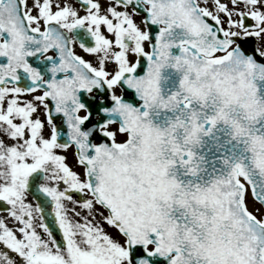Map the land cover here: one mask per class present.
Returning <instances> with one entry per match:
<instances>
[{"label":"snow or ice","instance_id":"obj_1","mask_svg":"<svg viewBox=\"0 0 264 264\" xmlns=\"http://www.w3.org/2000/svg\"><path fill=\"white\" fill-rule=\"evenodd\" d=\"M0 264H264V0H0Z\"/></svg>","mask_w":264,"mask_h":264}]
</instances>
